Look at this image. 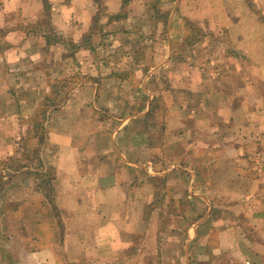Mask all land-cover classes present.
<instances>
[{
	"label": "crops",
	"instance_id": "1",
	"mask_svg": "<svg viewBox=\"0 0 264 264\" xmlns=\"http://www.w3.org/2000/svg\"><path fill=\"white\" fill-rule=\"evenodd\" d=\"M237 1L242 14L233 6L230 26L223 31L229 36L224 70L217 71L210 60L205 65L195 59L192 66L198 72L197 81L186 80L181 68L175 72L181 71L183 77L173 82L174 88L162 85L153 90L143 85L141 92L146 97L127 100L124 106L138 111L124 118L113 116L119 122L114 136L107 134L111 135L110 145L100 154L85 156L102 135L97 128L101 102L96 99L104 92H118L120 86L105 89L100 84H86L80 90L93 94L92 104L82 99L62 105L57 114L67 124L72 118H66L67 109L78 104L79 109L69 122L73 127L68 132H61L64 129L51 134L55 190L61 192L56 204L41 200L46 206L51 203V224L49 210L42 208V202H35L26 214L18 209L20 204L13 213L3 205L0 226L14 230L10 242L31 236L38 238V247L16 246L17 259L12 261L9 244L0 238V264H136L140 256L142 264H264V21L249 8L247 0ZM98 2L0 0V28L5 30L0 42V85L29 57L24 45L31 44L35 36L19 30L44 20L49 23L42 27L50 25L52 33L62 29L67 41L51 42V76L59 72L64 75L74 67L80 74L90 58L96 62L100 41L111 44L114 37H123L120 28L107 30L129 22L127 15L117 18L121 1L108 0L103 10L111 16L104 36L96 37L97 44L88 38L83 46L75 36L90 35L102 11ZM24 14L35 20L27 22ZM46 39L42 34L33 42L41 61L47 57ZM57 44L64 47L57 48ZM70 44L78 45V53H68ZM194 47L193 43V58ZM229 47L237 56L230 54ZM57 60L60 63L56 64ZM132 71L129 78L138 70ZM165 73L174 80L172 72ZM22 75L14 76L20 80ZM108 76L111 80L123 77L116 70ZM194 82L205 83L207 90H191ZM135 83L127 84L139 92L141 86ZM27 108L36 109L34 104ZM120 137L123 148L115 144ZM63 140L66 142L61 143ZM182 143L191 149L192 156H188L193 157L192 164L184 165L187 155H183ZM12 149L6 142L0 143V157L11 155ZM198 157L200 164L196 163ZM58 210L63 211V217H58ZM23 222L27 230L21 226Z\"/></svg>",
	"mask_w": 264,
	"mask_h": 264
},
{
	"label": "rangeland",
	"instance_id": "2",
	"mask_svg": "<svg viewBox=\"0 0 264 264\" xmlns=\"http://www.w3.org/2000/svg\"><path fill=\"white\" fill-rule=\"evenodd\" d=\"M120 1L121 13L118 12L119 7L114 12L119 13V15L116 14L119 19L127 15L129 22L126 26L120 23L119 27L115 25V27L113 26L107 31L111 32L120 28L123 31V37H114L111 44L98 39L100 36H104V27L111 16L109 13H106L107 11L103 10L105 9L104 5L110 3L108 0H99L98 2L102 6V11H100L97 20H95L93 27L89 31L91 36L76 34V40L79 43L81 42L80 44L83 46H86L88 38L92 39L94 43L97 42L96 37L100 41L97 47L99 59H96V62H94L93 58H90L91 62L84 63L83 71L80 70V74L76 73L77 69L74 67V69L69 70L70 73L67 71L63 75L59 72V75L55 76L53 74L55 77L51 76V68L53 67L51 66V61H53L51 60V42L65 41L61 34L62 29L52 33L54 30H51L50 25L42 27L45 22L44 20L42 23L32 24L31 28L19 30L22 34L26 36L34 35L35 38L31 39V44L26 43L24 45L25 52L29 55L24 62V66H21V69L20 66L17 69L15 68L14 72L10 73L12 76L8 75L4 79L3 84L0 85V100L2 101L0 104V143L4 144L6 142L13 148L11 155L3 158L0 157V219L5 213L3 205H7L8 208L6 210L13 213L16 204H20L18 209L21 210V213L26 214L35 207V202H42L41 200L44 202L45 199H48L50 202L53 200L56 204L59 191L55 190L56 180L54 175L56 173L53 170V159H51L55 150L54 144H51V134H54L57 130L64 129L66 130L61 132H68L73 127L70 126L72 124L69 122L77 114L76 110L79 109V104L67 109L66 118L72 117L67 124L63 122L64 118L58 115V111L61 110L65 102L68 100L77 102H83L84 100V102L89 104L94 102L93 94L82 92L80 90L81 87H84L86 84H100L105 89H108L109 86H120L118 92H104L101 98L98 96L96 99V101L101 102L99 104L101 107L98 106L97 117H101L102 122L98 119L97 128H99L102 135H99L96 139L97 141L100 140L95 143L96 147L91 148L90 152L85 155L95 156L105 151L109 147L108 145H110L111 135L112 137L114 136L113 129L116 127V123L119 122L113 120V116L124 118L130 115L131 112L138 111L130 110V108L127 109L124 106L127 100L135 102L137 98L146 97L141 92L143 85L146 84L153 90H159L162 85L170 88L176 79L180 80L183 77L181 71L177 75L175 72L177 71L176 69L181 68L187 75L186 80L195 79L197 81L196 75L198 72L192 66V62L195 59H201L200 63L203 61L201 64L205 65L210 60V63L213 62L217 71L220 69L224 70V65L227 63L224 58L227 54L225 48L228 47V45L226 46V38L229 36L228 33L224 34L223 31L230 26L233 6L236 8L235 11L242 14L239 1ZM247 1L249 8L255 10L259 19L264 21V0ZM24 18L28 20L27 22L35 20L31 19L29 14H24ZM12 19L16 20L15 16ZM1 22L2 19L0 18V24ZM37 24H39L38 27H36ZM4 34L5 30L0 28V42ZM42 34H45L48 45L46 48L47 57L41 61L37 56L38 48H35L33 42L41 37ZM9 38H11L10 35ZM166 38L171 43V46L164 42ZM207 40H210L211 43L209 44ZM65 42L67 43V41ZM193 43L196 46L194 47L196 54L194 58L191 56ZM56 47L63 48L64 46L57 44ZM68 47V53L69 51L75 52V50L78 53V45L70 44ZM1 48H3L2 45H0ZM213 49H215L216 55L213 54ZM228 50H230V54L237 56V51L234 48L229 47ZM56 52L57 50L54 51V55H56ZM32 57L34 58L33 60ZM58 63H60L59 60H57L56 64ZM0 66L2 65L0 64ZM47 69L49 73L46 71ZM55 69L58 70L59 68ZM133 69L138 70L135 71L137 74L133 78H129L127 75L128 73H132ZM57 70H53V72H57L58 74ZM114 70L118 71L123 77L113 80L109 76L107 78L106 75H109ZM44 72L47 75L44 76ZM163 72H172L175 77L174 80L171 81L168 75H163ZM15 73L23 74L20 80H17L19 76H14ZM34 74L37 77H33ZM206 79L204 81L208 82ZM4 82H7V84L5 85ZM127 83H135L136 86H141V89H138L140 91L135 92L133 90L134 87ZM196 83L191 90H195V92L207 90L203 85L205 83ZM187 84L190 85V82ZM13 88H17L18 90ZM82 95L83 98H81ZM107 103H110L111 107H107ZM31 104H34L36 109L27 108V105ZM18 105H20V110L19 108L17 109ZM85 111L86 113L89 112L88 110ZM37 114H41L38 120ZM109 118L112 119L111 122ZM150 128L153 129L152 126ZM109 133L111 135L107 136ZM65 142L63 140L61 143ZM115 144L122 148L123 145L125 146L121 137L116 140ZM182 144L183 155H187L183 159L184 165L186 162L192 164L193 157L188 156L192 153L191 149H189L190 147L187 144ZM200 158H195L196 163L200 164ZM59 193L61 194V192ZM43 202L41 203L42 208L49 210L47 215L49 216L48 222L51 224V203L49 206H46ZM200 210V212H203L204 207L200 206ZM57 213L58 217L64 216L62 210H58ZM15 214L19 215L18 212ZM45 219L47 221V218ZM61 224L64 226L63 220ZM21 226L24 227V230H27L24 222ZM1 229H3L2 226H0V235H2L0 238L6 240V243L9 244L8 253H10V260L12 259V261L15 257L17 259L16 246H27L29 249H36L38 247L36 242L38 238L34 236V238H31V236L27 238L23 237V239L19 238L20 240L17 238L18 240H15L17 243H11V239H14L15 236L14 230L3 229L4 231L2 230V232ZM29 231L30 234H33L31 229ZM139 254L142 255L141 252H137L136 255ZM139 258L140 260L136 261V264H142L143 257L140 256Z\"/></svg>",
	"mask_w": 264,
	"mask_h": 264
},
{
	"label": "trees",
	"instance_id": "3",
	"mask_svg": "<svg viewBox=\"0 0 264 264\" xmlns=\"http://www.w3.org/2000/svg\"><path fill=\"white\" fill-rule=\"evenodd\" d=\"M40 115H41V114H37V116H36V117H37V120L39 119V117H41ZM33 125L35 126V124H33ZM41 130H42V129H41Z\"/></svg>",
	"mask_w": 264,
	"mask_h": 264
}]
</instances>
